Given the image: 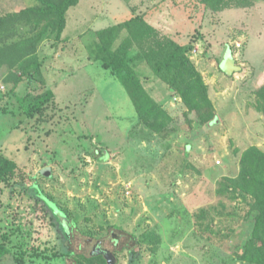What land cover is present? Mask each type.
Instances as JSON below:
<instances>
[{
    "label": "rangeland",
    "instance_id": "rangeland-1",
    "mask_svg": "<svg viewBox=\"0 0 264 264\" xmlns=\"http://www.w3.org/2000/svg\"><path fill=\"white\" fill-rule=\"evenodd\" d=\"M40 4L0 0V16ZM137 15L192 46L216 123L203 121L211 108L190 110L134 45L126 59L168 115L158 118L161 130L139 119L128 88L97 59L110 38L120 46L125 23ZM45 22L16 20V33L0 46L35 37ZM246 26L252 38L244 51L258 68L264 2L214 11L190 0H79L62 40L45 36L39 44L33 76L16 83L19 71L0 69V153L11 150L18 164L0 184V240L18 264H108L92 252L97 241L116 264H258L242 258L254 236V198L223 190L240 174L246 149L264 152L256 92L264 77L219 76L226 43L245 67L236 34ZM128 243L138 250L133 260Z\"/></svg>",
    "mask_w": 264,
    "mask_h": 264
},
{
    "label": "trees",
    "instance_id": "trees-1",
    "mask_svg": "<svg viewBox=\"0 0 264 264\" xmlns=\"http://www.w3.org/2000/svg\"><path fill=\"white\" fill-rule=\"evenodd\" d=\"M39 6L28 7L18 12H12L0 16V40H6L16 33V20H36L37 24L45 22L44 28L31 38L21 39L0 46V69L10 68L19 71L16 83L22 80L24 75L33 76V71H38L41 62L36 52L39 44L45 39L55 37L62 40V33L66 25L67 12L79 0H40ZM178 2L179 0H174ZM197 9L198 3L214 11H223L230 8L252 7L257 1L264 0H190ZM127 35L120 46L114 47V38L105 41L101 49L103 55L99 59L102 65L111 69L119 76L123 84L128 88L138 110L139 119L147 122L150 127L161 130L159 119L168 116L162 104L155 100L144 86L136 70L126 59L128 52L134 45H140L144 57L152 70L164 82L169 84L174 92L183 97L190 110H206L211 108V115L203 121L210 124L216 123L218 115L213 113V106L208 96V87L201 73L189 56L192 46L180 43L169 36H163L159 30L141 15L130 18L124 25ZM257 94L264 106V84L257 89ZM49 97L52 92H49ZM152 121V122H151ZM158 127H157V126ZM101 150L97 149V152ZM105 153V150H102ZM106 154V153H105ZM102 159L106 156L101 157ZM18 168V164L0 153V184L8 175ZM224 191H230L236 195L254 198L253 209L256 211L254 236L248 242L242 258L249 259L258 264H264V152L253 145L243 152L240 174L232 179ZM120 236L116 237L118 241ZM129 249L131 259H135L138 250L135 245H125ZM17 256L12 248L0 240V264H9ZM91 258H96L92 256ZM89 259V258H88ZM106 262V259L103 257Z\"/></svg>",
    "mask_w": 264,
    "mask_h": 264
},
{
    "label": "crops",
    "instance_id": "crops-1",
    "mask_svg": "<svg viewBox=\"0 0 264 264\" xmlns=\"http://www.w3.org/2000/svg\"><path fill=\"white\" fill-rule=\"evenodd\" d=\"M237 22L238 23H241V21L240 20H237ZM237 23V24H238ZM152 24V23H151ZM153 25V24H152ZM241 25V24H240ZM234 27H237V26H234ZM240 28V27H239ZM236 36H237V42L238 43H240L241 42V40L243 41L242 42V44H244V49H243V52L241 51V56H243L244 57V59H245V61L242 63L243 65H245V67L244 66H240L238 63H237V61H236V58L233 56V52L231 53L230 52V54L232 55V57L234 58V60H235V64L239 67V69L238 70H236L233 74H227L226 72H224L222 69H221V66H220V64H219V69H220V71H221V73L222 74H224L223 76H221V74L219 73V76H220V78L221 77H228V76H240L241 77V75H245V77H249V78H252V82L254 81V82H256V81H258V79L259 78H263L264 77V63H262L261 65H260V67H255L254 66V64H257V61L256 60H254L253 58H254V56H253V54L252 53H247V52H245L244 50H245V44H247V42H249V40L252 38V31H251V27L250 26H246L245 27V30L244 31H242V32H237V34H236ZM258 40H261L262 39V33H261V31L259 32V34L257 35H254ZM227 44H229V43H226L225 44V49L223 50V55H222V57H221V60H220V62L219 63H221V61H222V59H224V56L226 55V53H227ZM230 45V44H229ZM216 48L217 47H215V48H213V49H215L216 50ZM263 48H264V44H263V47H262V45L260 46V51H262L263 50ZM252 51V50H251ZM216 64V63H215ZM213 65V64H212ZM214 66V65H213ZM214 68V67H213ZM206 69V67L204 68V70ZM241 71H243L242 72V74H241ZM207 83L208 84H210V83H212V81H207ZM232 107H235L234 106V103L232 104ZM231 107V108H232ZM232 111H233V109H232ZM236 112V111H235ZM10 154H12V152H11V150H9L8 151ZM6 155L7 157H9L10 159H13V157H12V155ZM14 161H16V160H14Z\"/></svg>",
    "mask_w": 264,
    "mask_h": 264
},
{
    "label": "water",
    "instance_id": "water-1",
    "mask_svg": "<svg viewBox=\"0 0 264 264\" xmlns=\"http://www.w3.org/2000/svg\"><path fill=\"white\" fill-rule=\"evenodd\" d=\"M220 66L221 69L229 75L233 74L236 70L239 69V67L235 64L234 58L229 52H227L224 56V59H222ZM103 255L107 260L108 264H116L117 258L111 250H105L103 252Z\"/></svg>",
    "mask_w": 264,
    "mask_h": 264
},
{
    "label": "flooded vegetation",
    "instance_id": "flooded-vegetation-1",
    "mask_svg": "<svg viewBox=\"0 0 264 264\" xmlns=\"http://www.w3.org/2000/svg\"><path fill=\"white\" fill-rule=\"evenodd\" d=\"M105 250H109L104 246V242L103 241H97L96 243H94L92 245V252L93 253H101L103 255V252ZM104 256V255H103Z\"/></svg>",
    "mask_w": 264,
    "mask_h": 264
},
{
    "label": "built area",
    "instance_id": "built-area-1",
    "mask_svg": "<svg viewBox=\"0 0 264 264\" xmlns=\"http://www.w3.org/2000/svg\"><path fill=\"white\" fill-rule=\"evenodd\" d=\"M237 47H239L240 46V44L239 43H237V45H236Z\"/></svg>",
    "mask_w": 264,
    "mask_h": 264
}]
</instances>
